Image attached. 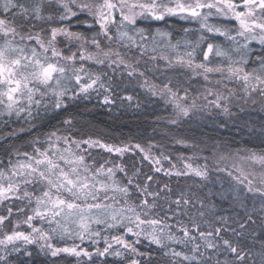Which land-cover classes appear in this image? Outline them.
I'll use <instances>...</instances> for the list:
<instances>
[{
	"label": "snow or ice",
	"instance_id": "1",
	"mask_svg": "<svg viewBox=\"0 0 264 264\" xmlns=\"http://www.w3.org/2000/svg\"><path fill=\"white\" fill-rule=\"evenodd\" d=\"M169 19L195 27L139 26ZM122 84L163 101L171 125L264 109V0H0V121L28 126L0 130V264L29 245L76 264H152L144 242L159 264H264V138L211 149L173 138L199 149L173 159L82 133L71 113L33 135L41 111L93 93L113 104ZM21 133L32 138L10 142Z\"/></svg>",
	"mask_w": 264,
	"mask_h": 264
},
{
	"label": "trees",
	"instance_id": "2",
	"mask_svg": "<svg viewBox=\"0 0 264 264\" xmlns=\"http://www.w3.org/2000/svg\"><path fill=\"white\" fill-rule=\"evenodd\" d=\"M155 30L156 27L181 32L184 27H195L177 19H169L165 22L142 21L139 26L148 27ZM196 37L193 36L192 39ZM126 83V82H125ZM126 95H132L131 101L122 100ZM115 102L105 105L102 103L103 93L99 96L95 93L88 99H78L68 102L66 111H41V114L34 121L36 128L33 135L45 133L52 130L53 126L59 127L63 119L68 118L71 113L75 120L77 129L85 134L99 137L107 142L119 144L140 143L147 146L149 143L158 145L153 152L159 154L160 151L169 153L173 159L180 154L191 155V147L184 148L182 145L174 144L173 138H184L189 144H201L212 148L215 144H227L232 147H260L262 138L261 130H264V109L260 104L246 105L245 111L240 112L238 108H233L235 115H217L213 113L200 114L191 121L182 122L179 125H171L167 118L171 113V108L166 107L164 102L158 98L151 97L139 88L129 85L127 89L122 84L114 92ZM242 103V102H241ZM35 115V113H34ZM28 126L23 121H16L13 117L10 128L4 129L0 121V130L8 131ZM32 137L21 133L20 138H13L10 142L17 146L25 144ZM185 149V150H184ZM2 151V149H0ZM188 151V153H187ZM107 158V154H105ZM123 162L131 168L135 163L136 167L148 171L147 162L140 163L139 155L133 157L126 154ZM167 166V163H165ZM167 179V178H164ZM175 182V178H173ZM57 246H63L64 242L54 241ZM70 245L72 241H67ZM79 243V241H76ZM146 242L139 247L142 251L152 253V264H159L160 257L153 248H146ZM89 250H94V246L86 245ZM103 247V243L99 245ZM19 253H13L9 259L12 264H76L71 257L61 256L54 259L43 258L38 255L35 249H26L32 255H25V248L21 247ZM95 264H104V257H94ZM107 264H119L114 257H107ZM142 264H145L142 261Z\"/></svg>",
	"mask_w": 264,
	"mask_h": 264
},
{
	"label": "rangeland",
	"instance_id": "3",
	"mask_svg": "<svg viewBox=\"0 0 264 264\" xmlns=\"http://www.w3.org/2000/svg\"><path fill=\"white\" fill-rule=\"evenodd\" d=\"M233 108H235V107H233ZM232 108V109H233ZM213 113H215V112H213ZM212 113V114H213ZM199 146H200V148L202 149V148H205V146L204 145H201V144H198ZM207 148H209V147H207ZM209 149H211V148H209ZM185 150V149H184ZM191 150V152L193 153L194 151H199V149H193V148H191L190 149ZM187 153H188V151H187ZM204 154H207V153H204ZM201 163L203 162V161H200ZM257 231H259V229H257ZM21 247H23V246H21ZM35 249V251H36V253L38 254V255H40L41 257H43V258H47V259H54V258H57V257H51L50 255H47V254H45L44 252H41L40 250H39V248H37L35 245H29V246H27V249ZM22 249V248H21ZM61 256H64L63 254L61 255ZM60 256V257H61ZM74 261H75V258L74 257H71ZM75 263H76V261H75Z\"/></svg>",
	"mask_w": 264,
	"mask_h": 264
}]
</instances>
